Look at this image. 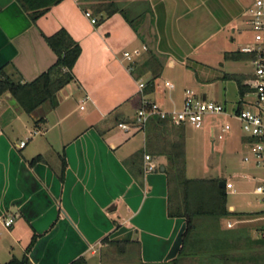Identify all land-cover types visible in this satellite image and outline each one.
<instances>
[{
    "label": "crops",
    "instance_id": "obj_1",
    "mask_svg": "<svg viewBox=\"0 0 264 264\" xmlns=\"http://www.w3.org/2000/svg\"><path fill=\"white\" fill-rule=\"evenodd\" d=\"M113 1L124 13L115 11L99 20V13L93 9L97 0H60L31 21L16 0H0V67L12 78L30 81L55 61L45 35L59 28H64L80 45L71 68L73 78L57 91L56 103L44 102L28 113L34 130L41 133L31 146L27 135L13 142L11 124L24 111L9 94L0 96L2 225L5 216H14L5 225L9 226V240L0 242L1 258L14 255L9 249L13 243L23 254L34 233L39 235L28 253L31 264H70L78 256L88 264L84 256L88 249L92 253L98 251V264H102L107 247L121 246L123 251L118 254L123 255L130 244L135 245L136 257L149 263L168 261L177 254L182 221L165 214L167 179L164 185L159 166L144 171L146 152L136 161L131 160L129 156L139 149L119 155L116 142L104 137L109 126L134 114L139 104L137 80L146 82L152 76L143 65L148 56L146 50L133 63L123 57L124 50L140 43L156 54L163 65L147 94L162 107L172 109L177 104L181 106L184 90L179 98L167 95L157 78L177 61L188 64L191 53L213 41L212 46L221 50L222 59L232 62L234 68L241 61L248 66L215 74L204 72V80L234 81L236 97L232 90L231 99H226L227 85L222 87L224 107L227 100L233 110L237 106L252 107V67L248 59L224 57L225 52L237 51L252 42V35L239 38L243 30L237 23L251 0ZM85 10L95 16L96 22H91ZM128 18L134 20V25ZM224 40L230 41L233 48L228 49ZM224 73L242 76V96L238 94L237 82L223 77ZM78 91L79 109L84 112L73 116L65 101ZM208 128L212 137L214 126ZM21 140L25 141L23 146H19ZM239 142L244 146L242 134ZM36 155L40 157L30 162ZM153 157L150 155V162L156 166ZM229 206L234 210L232 204ZM105 237L119 244L108 243Z\"/></svg>",
    "mask_w": 264,
    "mask_h": 264
},
{
    "label": "rangeland",
    "instance_id": "obj_2",
    "mask_svg": "<svg viewBox=\"0 0 264 264\" xmlns=\"http://www.w3.org/2000/svg\"><path fill=\"white\" fill-rule=\"evenodd\" d=\"M96 5L94 6L95 8ZM127 15L129 18L135 17L134 14ZM248 18L249 16L244 13L237 19L238 27L243 30L239 38L244 35H252L253 33L250 24H248ZM137 24L138 22L135 23V25ZM224 42L227 44L228 49L233 48L229 43L230 41L224 40ZM237 42L238 41H236L235 44ZM209 44L206 43L191 53L188 58V64H181L177 61L174 67L164 68L159 78H157V82L165 90V93L167 92V95L169 93L176 96V98H179L182 89L190 88L195 91L196 97L200 100H212L223 104L222 87L226 84L228 93V95H226L228 98L226 99H231L232 90L233 97H236L235 95H237V93L235 89H233L234 81L204 80V72L207 74H215V71L219 70L232 71L246 69L248 66L247 63L243 61L237 62L235 64L236 68H234L232 62L222 59V52H220L221 50H219L218 47L214 48V46H212L213 41H210ZM138 47L141 48L140 43H138ZM164 80L172 82L174 87H163ZM67 86L65 87L66 89H68ZM80 94L81 92L78 91L65 101L67 109L73 110V116L81 115L82 112H84V110L79 109L80 103L78 98L80 97ZM81 103L84 106L86 105L85 102ZM230 103L231 101L227 100L225 109L227 112L232 113L233 108L231 109ZM175 108H180V105L177 104ZM245 108L253 110L252 107ZM29 115L30 114L27 112H23L20 119H16L12 122L11 130L13 132L10 135L12 136L14 143L27 135L31 137L27 141L29 143L28 146H31L30 144H33L37 138L40 137L41 133L34 130L36 127L33 126L32 118ZM224 122H229L231 129L224 133L222 138H217V132ZM209 125L214 126V137H211L208 128ZM144 132L145 130L139 129L136 126H133L126 131L119 128L117 125L112 124L109 126V129H107L104 137L107 140L112 139L116 142L117 148L115 151L121 155L123 152H132L136 149H143ZM240 134H242V131L240 130L238 122L233 117H228L222 114H206L202 125L199 127L186 124L184 129L185 174L187 177H221L229 178L231 180L233 187L227 189V204H232L235 212L255 213L252 217L243 218L242 221L241 219H238V216L235 214L224 216L217 221V224L221 230H226L227 228L244 230L248 234L249 239L240 236L239 238L232 240L230 246L212 249L211 252L224 253L227 255L225 259L222 258V260L218 261L208 259L206 252H203V250L206 251V247H201L205 242L199 243L196 246V253L194 256L180 259L177 264H242L247 256L251 254L254 255L258 252L261 254L262 252L264 253V245H258L253 241L255 238L259 237V229H264V194H256L252 192L254 182L244 177L247 174L251 176H260L263 174V168L262 166H255L254 164L242 161L241 157L246 149L239 142ZM152 162L156 164V167L164 163L166 165H164V167H167L170 170V164L162 156L153 157ZM12 217L14 218L13 215ZM114 218L119 219V216L115 215ZM228 220L233 222L231 227H226V222ZM196 224V230L202 234L203 239L207 240V244H210V239L213 238V235H215V231L217 230L215 227L216 221L207 217H202L196 220ZM8 228L9 226L2 225L0 221V242L4 243L6 240H9V235L6 233ZM134 247V244L126 246L123 255H119L118 252L115 251V247H107L104 251L105 255H103L104 260H102V264H169V261H160L158 263L142 261L140 258L136 257L137 254ZM9 249H12V254L17 257L22 255V252L16 243H13V248L9 247ZM199 253H203L204 255L199 256ZM98 254V251L92 253L90 249L84 252L88 264H98ZM7 259L8 257H0L1 261Z\"/></svg>",
    "mask_w": 264,
    "mask_h": 264
},
{
    "label": "trees",
    "instance_id": "obj_3",
    "mask_svg": "<svg viewBox=\"0 0 264 264\" xmlns=\"http://www.w3.org/2000/svg\"><path fill=\"white\" fill-rule=\"evenodd\" d=\"M21 8L25 10L34 21L39 15L45 12L51 5L60 0H16ZM95 12L99 13V20L104 19L115 11L122 13V8L113 0H97ZM97 20V19H96ZM132 25L133 19H127ZM47 44L56 55L55 61L38 76L30 81L14 79L7 74L3 67H0V96L6 92L15 100L16 104L27 113H31L39 105L47 100H51L53 94L69 83L73 76L71 68L80 53V45L69 35L64 28H59L49 35H45ZM148 56L144 61V66L148 67L152 76L145 82L144 91L150 92L153 87V80L158 75L163 63L156 54L146 48ZM225 58H247L250 53L237 51L225 52ZM223 77L232 78L237 82L238 94L242 96L245 92V85L242 83V76L234 73H224ZM241 106H237L240 109ZM39 119L35 120L38 121ZM130 120V117L125 119ZM184 124L175 125L168 119L152 116L145 126V146L133 152L129 159L137 160L144 152L152 156H162L169 164L170 170L164 167L167 179V205L166 214L171 217H184L185 226L181 234V242L177 254L169 259V264H177L178 260L188 256H194L196 246L205 242L202 248L206 247V256L211 260H222L227 255L224 253L211 252L214 248L230 246L231 241L237 238L246 237L248 234L244 230H233L227 228L220 229L217 221L224 216L235 214L238 219L252 217L255 212H235L228 208L227 191L225 187L219 186L221 177H187L185 174V138ZM40 156L36 155L30 162L36 161ZM163 165H165L163 163ZM166 166V165H165ZM207 217L216 221V231L210 244L203 239L202 234L196 230V220ZM264 228V227H263ZM238 231V232H237ZM34 233L24 248L20 257L11 256L8 260L0 261V264H31L28 253L31 250L37 236ZM106 242L118 245L116 240L104 238ZM214 239V240H213ZM258 245H264V237H257L253 240ZM199 249V248H198ZM117 252H122L121 246L116 247ZM204 255L203 253H199ZM70 264H86L82 256L71 260ZM242 264H264V253H255L247 256Z\"/></svg>",
    "mask_w": 264,
    "mask_h": 264
},
{
    "label": "built area",
    "instance_id": "obj_4",
    "mask_svg": "<svg viewBox=\"0 0 264 264\" xmlns=\"http://www.w3.org/2000/svg\"><path fill=\"white\" fill-rule=\"evenodd\" d=\"M85 15L90 18L91 22H96L95 16L90 11L85 10ZM244 13L249 16L248 23L252 28V42L241 45L238 50L250 53L248 59L252 67V77L249 84L254 94L252 108L241 107L234 109L232 113L226 111L224 105L217 101L200 100L196 97L194 90L185 88L180 108L166 109L157 101L150 98L144 91L145 82L137 80V93L139 95V104L134 114L128 121H119L117 126L123 130H129L133 126L145 130L148 119L152 116L168 119L170 123L175 125L190 124L194 127L202 125L206 114H225L233 117L239 124L240 130L244 137L245 152L242 154V161L245 163L262 166L263 174L260 176L245 175L247 179L254 182L252 192L256 194H264V0H251L245 7ZM147 46L142 44L141 48L135 47L122 52L123 57L130 63L145 51ZM132 66H129L131 68ZM164 86L173 88L174 85L168 80H164ZM82 107V105H80ZM231 128L229 122H224L217 132V138H222ZM215 133L212 130V137ZM25 144L24 140L19 142V146ZM144 160L148 162L144 165V171H152L156 166L151 163L150 155L145 153ZM225 189H231L233 184L230 179H225ZM13 221L12 216H5L4 225H9ZM233 222L228 220L226 227H231ZM259 237H264V229H259Z\"/></svg>",
    "mask_w": 264,
    "mask_h": 264
},
{
    "label": "water",
    "instance_id": "obj_5",
    "mask_svg": "<svg viewBox=\"0 0 264 264\" xmlns=\"http://www.w3.org/2000/svg\"><path fill=\"white\" fill-rule=\"evenodd\" d=\"M5 94H9V92H6ZM56 94H57V92L55 93V94H53L52 95V97H51V102L52 103H56ZM12 101L14 102V103H16L15 102V100L12 98ZM49 100H47V101H45L46 103H48V102H50ZM20 110L22 111V109L20 108ZM34 111V110H33ZM159 171H160V173L162 174V176H163V181H164V185H165V180H166V175H165V172H164V165L163 164H161V165H159ZM218 184H219V186H221V187H224V185H225V182H224V180H219V182H218ZM164 192H166V189L164 190ZM229 209H232V207L231 206H229ZM165 214H166V212H165ZM170 218H174V217H171L170 216ZM176 219L177 220H179V221H182V225H181V229H180V231H179V238H178V243H179V245H180V242H181V234H182V231H183V229H184V226H185V218L184 217H176Z\"/></svg>",
    "mask_w": 264,
    "mask_h": 264
}]
</instances>
